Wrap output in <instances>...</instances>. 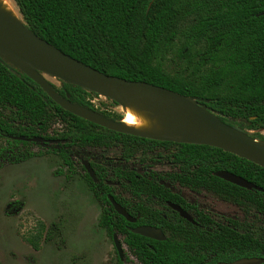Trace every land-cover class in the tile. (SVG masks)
<instances>
[{
	"label": "trees",
	"instance_id": "trees-1",
	"mask_svg": "<svg viewBox=\"0 0 264 264\" xmlns=\"http://www.w3.org/2000/svg\"><path fill=\"white\" fill-rule=\"evenodd\" d=\"M18 18L36 36L64 54L110 77L144 82L177 94L208 100L201 105L219 115L225 124L264 142V0H13ZM186 62L182 73L171 74L168 62ZM190 72L188 73V71ZM61 83V82H60ZM63 98L100 113L88 101L89 92L68 84H51ZM55 124H62L57 140L65 166L86 146L120 147L124 158L139 154L143 171L148 151H167L174 146L175 162L184 169L180 183L191 190L216 196L239 206L243 220L198 211L182 201L196 225L172 210L163 211L165 201L179 203L163 186L125 184L120 200L104 179L90 188L104 207L100 227L110 237H123L139 264H218L244 258L264 259V192L246 190L223 181L217 172L242 177L264 190V169L235 155L209 146L163 142L109 131L76 117L53 102L21 70L0 60V158L24 162L37 157L32 143L10 137L46 138ZM53 139V138H52ZM55 146V145H54ZM54 146H51L52 149ZM82 156V155H81ZM129 161V160H128ZM132 174L126 166L118 173ZM113 180V179H110ZM126 180H132L127 178ZM134 184V181H132ZM125 207L129 197L147 199L138 207L139 223L163 230L166 241L158 242L131 233L107 196ZM181 203V202H180ZM133 214L132 211H128ZM136 216V214H133ZM217 218V219H214ZM234 227L231 229L230 227ZM61 236V228L39 222L28 242L35 251L43 242ZM117 258L116 264H128Z\"/></svg>",
	"mask_w": 264,
	"mask_h": 264
},
{
	"label": "rangeland",
	"instance_id": "rangeland-1",
	"mask_svg": "<svg viewBox=\"0 0 264 264\" xmlns=\"http://www.w3.org/2000/svg\"><path fill=\"white\" fill-rule=\"evenodd\" d=\"M8 1L18 12L14 1ZM186 65L175 60L167 63V70L171 74L182 73ZM47 79L61 87L54 78ZM89 100L97 109L125 119L120 105L95 95H89ZM62 129V124H55L53 134ZM5 143L0 138V147ZM29 149L32 153L41 151L42 155L21 163L0 159V264H115L118 256L112 237L98 227L101 207L87 188L83 173L78 168L76 175L66 179L61 159L44 154L37 146ZM190 198L208 213L242 217L238 208L216 196L201 193L191 194ZM39 222L47 227L58 224L62 235L43 242L41 249L35 251L28 239ZM123 247L128 264H139Z\"/></svg>",
	"mask_w": 264,
	"mask_h": 264
},
{
	"label": "water",
	"instance_id": "water-1",
	"mask_svg": "<svg viewBox=\"0 0 264 264\" xmlns=\"http://www.w3.org/2000/svg\"><path fill=\"white\" fill-rule=\"evenodd\" d=\"M16 13L18 14L17 11ZM21 20L20 18V21L16 22L0 14V60L21 70L64 111L94 125L124 135L216 148L264 169V147L261 146L264 142L256 141L241 130L222 122L218 114L211 112L207 106L201 105L202 103L207 104L208 100L180 95L144 82H129L106 76L39 38ZM47 78H54L59 83L76 86L89 93L97 94L121 107L125 100L145 99L152 102L159 108V113L169 121L177 138L149 136L126 129L122 121L114 122L88 108L71 103L69 96L61 97ZM18 140L43 142L40 138L31 140L18 138ZM87 170L94 177L92 170L88 167ZM216 177L249 191H263L253 183L227 172L216 173ZM109 199L118 214L129 222H135L114 199ZM172 207L184 219L192 221L191 217L181 208L174 205ZM131 232L159 242L166 240L161 229L150 226L131 229ZM114 243L120 258L123 259L122 247L117 236H114ZM218 264H264V259L244 258L232 263Z\"/></svg>",
	"mask_w": 264,
	"mask_h": 264
},
{
	"label": "flooded vegetation",
	"instance_id": "flooded-vegetation-1",
	"mask_svg": "<svg viewBox=\"0 0 264 264\" xmlns=\"http://www.w3.org/2000/svg\"><path fill=\"white\" fill-rule=\"evenodd\" d=\"M50 84H52V83H50ZM90 95L99 96V95L93 94V93H90ZM88 101L90 102L89 97H88ZM112 103L115 104V105H118V104H116L114 102H112ZM94 108L97 109L95 106H94ZM97 110H99V109H97ZM99 112L100 113H106L111 118H117V117H119V116L113 114L110 111H101V110H99ZM52 128L48 132V135L51 138H46V135L45 134H43L41 137H35V138L42 139L43 142L34 143V142H31V141H20V140H18V138H24V137H18V138L10 137L9 140H17L19 142L32 143L33 145H31V146H37L39 148V150L41 149V150L44 151V154L46 152L47 154H52L55 157L61 159L62 164H63V168L66 169V174H65L66 175V179H69L71 177V175H76L75 173L78 171V168H79V171H81L83 173V180H84L87 188L89 189V191L91 192V194L93 195V197L96 199V201L99 203V205L101 207V211H102L101 212V215L104 212L103 204L99 200H97V198L95 197L94 193L92 192V190L90 188V184L88 182V178H89V179L93 180V182L95 184H98L99 183V180H98V178L96 176V172L99 174V177L100 178L104 179L106 185L113 187V191H114L113 193L116 195V198L119 199V200L123 196H126V195L130 194V193L126 192L125 184L131 185V186L132 185H134V186H140V185H142V186H149V185L156 186V185H158V186H163L164 188H166L173 196H177L174 199H175V201H178L179 202V203H175V202H171L169 200H166L165 201V207L156 206L158 209H161L163 211H168L167 208H169V210H172L173 212L178 213L180 215V213L172 207V205L177 206V207L181 208L184 212H186L191 217L192 221H188V220L184 219L181 215H180V217L182 219L188 221L189 223L193 224V225H196V222L194 221V218H193L192 214H190V213H188L187 211L184 210V208L182 206L183 205L182 201H185L187 206L195 207L198 211H201V210L205 211L204 209H202L200 207L199 203L196 200H192L190 198V195L191 194H193V195H200L201 193H206V194H209V193H207L206 191L198 192V191L191 190L190 188L184 187L180 183L179 180H180V178L184 174V169H183V167L181 165H179V164H177L175 162L176 159H175V155H174V152H175L174 146L172 147V150L170 152V157H167L166 156V152L167 151L163 150L160 147H157L156 150L148 151V155L144 159L145 160L144 161V166H147V172L143 171V167L139 164V161H140L139 158H141V157H139V154L141 153V151L139 153H137V156L131 157L130 159L124 158L122 156L121 151H120V147L119 146H116V143L113 145V147H109V148L108 147L107 148L106 147H99L98 148V147H94V146H86V147L82 148L81 151H80V153H81L82 156L79 155V154H75L74 157L72 156L70 158V162L72 163V167L71 166H68L67 167V166L64 165L65 164L64 161L62 160V158L60 157V155L57 153V151L60 150L59 147H58V145H61V144H64V143H63L62 140H57V137H59V135L53 134L54 133V130H52ZM35 138H32V139H35ZM2 139H4V138H2ZM25 139H27V138H25ZM27 140H31V139H27ZM5 142H6V140H5ZM5 146H6V143H5ZM31 146H29V148ZM51 146H54V148L52 149ZM29 151H30V149H29ZM34 154H39L37 157H40L42 155L41 154V151L38 152V153H34ZM0 159H4V160L7 161V159H5V158H0ZM24 162H26V161H24ZM8 163H13V162H8ZM14 163H16V162H14ZM126 166H128L131 169H133L134 172L132 174H129V175L122 174L120 172L116 176V168L117 169H124ZM87 167L92 170V173H93L94 177H92L90 175L89 171L87 170ZM62 173H63L62 171L61 172H58V174H62ZM217 173H219V172H217ZM215 176H216V173H215ZM127 178H132V180H130V181L129 180H126ZM110 179H113V180H110ZM132 181H134V184H133ZM262 192H264V190ZM210 195H212V194H210ZM128 197H129L130 200H128L129 201V204H127V207H128V209L130 211H132L133 214H136V216H133V214L132 215L129 214V212H128L129 210H127L125 207H123L122 205H120L115 200L114 196H112V195H108L107 196L108 201L110 203H111V201H110L109 198L114 199V201L120 207H122L129 214V216L132 219L135 220L134 223L129 222L126 218H124L123 216H121L120 214H118L116 212L114 206L111 203L112 207L114 208V211L120 217L124 218L126 220V222H128L130 225H134V226H128L127 227V229L130 232H131V229H136V228H140V227H144V226H150V225H146V224H143V223H139V219H141V216L138 214V210L140 208L138 206L139 205H142V204L147 205V202H146L147 199L146 198L143 199L141 197H138L137 195H131V196H128ZM225 203H227V202H225ZM228 204L234 205L236 208H238V210L241 211L242 217H236V218L233 219V218L224 217L222 215H218V214H215V213L214 214H211V213H208L207 211H205V212L207 214H211V215L216 216V217H223V218H225L228 221H230V220L231 221H238L240 219L243 220L245 218V214L242 211V209L239 208V206H237L235 204H232V203H228ZM100 218H101V216H100ZM214 219H217V218H214ZM54 224H56V223H54ZM51 225H53V224H51ZM56 225H58V224H56ZM98 227L101 228L100 227V219L98 221ZM150 227H154V226H150ZM154 228H157V227H154ZM230 228L231 229H234V227H232V226ZM158 229H160V228H158ZM61 235H62V230H61ZM114 236H117L118 237V240H119V242L121 244L122 251H123V259L120 258L119 254L117 252V249H116V246H115V243H114ZM120 237L121 236H118L117 234H115V235H113L112 240H113V244H114L115 250L117 252V256L122 261H125L126 259L128 260V258H125L124 247H123V245H125V244H124L123 240H122V242L120 241ZM121 238L123 239V237H121ZM54 239H52V240H54ZM126 248H127V246H126ZM127 263H128V261H127Z\"/></svg>",
	"mask_w": 264,
	"mask_h": 264
},
{
	"label": "bare ground",
	"instance_id": "bare-ground-1",
	"mask_svg": "<svg viewBox=\"0 0 264 264\" xmlns=\"http://www.w3.org/2000/svg\"><path fill=\"white\" fill-rule=\"evenodd\" d=\"M0 14L20 21L8 0H0ZM122 108L125 112L124 128L149 136L177 138L169 121L152 102L145 99L125 100ZM261 146L264 147V143Z\"/></svg>",
	"mask_w": 264,
	"mask_h": 264
}]
</instances>
